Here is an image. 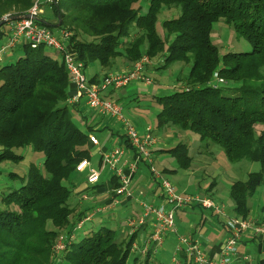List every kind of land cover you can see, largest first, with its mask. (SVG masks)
<instances>
[{
    "label": "trees",
    "instance_id": "16d2710c",
    "mask_svg": "<svg viewBox=\"0 0 264 264\" xmlns=\"http://www.w3.org/2000/svg\"><path fill=\"white\" fill-rule=\"evenodd\" d=\"M33 3L0 0V22L6 15L23 16ZM50 6L56 22L42 18L41 23L52 29L61 22L59 30L73 34L71 48L86 70L98 65L99 71L115 72L145 56L163 60L159 70L189 69L185 88L156 98L158 128L195 133L201 142L224 149L233 163L260 164V172L230 188V214L249 219L250 200L264 184V0H150L145 14L141 0H56ZM167 12L178 15L164 20L162 38L157 24ZM221 21L252 50L221 55L212 40ZM4 26L0 43L7 36ZM15 53L20 54L17 61L0 67V162L20 165L25 156L16 151L29 147L44 163H31L24 176L9 175L17 187L0 197V264H139L142 253L132 252L137 234L121 238L102 226L75 239L71 216L81 174L77 166L91 161L96 145L90 135L96 131L89 123L84 130L75 120L85 108L69 104L74 86L61 51L25 42ZM103 78L96 72L90 82L99 84ZM117 90H107L103 98ZM120 138L134 151L125 135ZM169 152L177 156L181 171L189 169L193 157L186 145ZM111 182L113 191L120 187L115 175ZM192 209L217 217L202 207ZM63 233L67 248L61 257L54 246ZM155 254L151 248L143 264H154ZM179 256L187 260L186 254Z\"/></svg>",
    "mask_w": 264,
    "mask_h": 264
},
{
    "label": "built area",
    "instance_id": "2783aa9c",
    "mask_svg": "<svg viewBox=\"0 0 264 264\" xmlns=\"http://www.w3.org/2000/svg\"><path fill=\"white\" fill-rule=\"evenodd\" d=\"M42 2L52 4L56 0H34L32 7L26 14L24 13L21 19L12 21L13 27L8 41L0 46V61L6 53L14 50L22 42L30 44L32 48L44 45L49 49L61 51L71 77V83L76 89L75 94L69 99V104L74 106L84 102L89 110L122 125L124 135L129 139L130 146L134 149L132 155L121 146H115L101 154V161L105 167H109L114 172L113 174L120 182V187L114 191L116 199L113 198V201L115 204H119L120 198H123L127 201H135L140 206L139 218L128 217L127 225L133 229L130 235L133 236L143 226L150 225L152 232L149 241L152 243V247H149L146 242L142 247L134 243L132 252L140 251L146 255L151 248L157 252L158 248L163 247L168 235L176 234L178 243L172 258L173 264H236L242 237L251 235L258 240H264V223H261L257 217L247 220L231 217L225 211L224 205L211 198L179 195L173 184L154 167L152 150L154 144H157V140L154 137L152 126H147L144 135H141L137 127L124 118L120 104L103 98V93L107 90L125 88L134 82L151 85L152 80L148 77V72L149 67L153 66L152 60L145 56L130 69L111 72L106 74L99 84H91L84 63L78 60L71 48L70 41L73 34L68 30L54 32L47 26L39 25L41 23L39 11ZM216 80L219 85L223 83L220 76L216 77ZM90 139L95 145H99L97 137L90 135ZM143 160L150 170L149 173L154 184L160 188L163 198L161 204L147 202L143 192L136 195V192L130 187L138 172L139 163ZM88 169L87 183L89 185L97 184L101 178V171L92 169L90 161H82L77 166V171L80 173H84ZM194 207H202L206 211L213 212L224 221L227 239L217 260L210 258L190 234H179L177 231L176 212L190 210ZM102 210L103 208H97L87 213L82 219L83 222L80 221L81 226H77V229H82L86 223L92 222ZM66 248L65 245L60 251H65ZM180 253L186 254V261L180 258Z\"/></svg>",
    "mask_w": 264,
    "mask_h": 264
},
{
    "label": "rangeland",
    "instance_id": "374dc122",
    "mask_svg": "<svg viewBox=\"0 0 264 264\" xmlns=\"http://www.w3.org/2000/svg\"><path fill=\"white\" fill-rule=\"evenodd\" d=\"M141 2L143 7L142 13L145 14L148 10L150 0H141ZM39 12L41 19L45 18L46 20H49L48 22L50 23H52V21L56 22V20L52 17L53 11L50 4L42 2ZM177 15L178 13L167 12L165 14V18L163 15L159 17L157 24V31L159 33L158 35H160L162 38H165L166 31L163 26L164 20L170 19L173 16L176 17ZM5 18H8L9 21L7 24H5L3 30H6L7 33H9L12 30V27L10 26L13 21L11 20L12 16L11 14L6 15L3 20ZM39 25L41 27L45 26L43 23H39ZM52 30L56 32L59 30V28L52 27ZM134 32L135 29L133 28V33ZM212 40L219 47L221 55H224L228 52H247L252 50V46L249 45L248 42H245L244 39H240L234 30L227 26L224 21H221L216 26L215 31L212 33ZM51 52L55 58H58L56 52ZM19 57L20 54L14 53V55L11 57L12 59H10L9 54H5L2 58V61H0V67L17 61ZM162 62L163 60L160 61V59H155L152 61L153 64H156L157 68L162 66ZM96 66L99 67L98 65ZM96 66H92L88 68V71H86L88 79H90L92 74L98 70ZM124 68L130 67L124 66ZM150 69L148 72V77L152 80L151 85H147L144 82H134L127 88H121L117 91H114L112 94L110 93L107 98L120 104L123 109L124 118L128 119L136 126L143 127L144 124L147 123L148 125L152 126V128L154 127L156 129V133L153 131L154 137L157 140V144H154L155 146H153L152 150L154 167H156V169L160 172L163 171L167 174L169 173V175L166 177L163 175V173L162 175L165 177V179L169 180L173 184L176 191L179 192H177L179 195H182V197L199 196L201 198H211L217 202L222 201L219 203L226 207L225 211L228 215H232L229 212L233 209V204L229 195L232 184L238 181H246L250 174L260 172V164L252 163L246 160L238 162L237 164L233 163L226 156L224 149L216 144L207 145L201 142L200 137L195 133L182 132L181 130L173 127H168L166 129L158 128L157 115L161 109L156 103V98L170 95L177 90L185 88L183 79L188 76L189 69H186L182 65H174L170 68L160 70L152 68V71H150ZM104 72L105 75L109 74V72ZM134 84H138V88L136 90H130ZM94 114L92 115H98L95 112ZM75 120L79 124L81 123L83 129L86 130V125L83 118L76 116ZM259 127L257 129H259ZM179 144L186 145L189 148L190 156L193 157V162L187 170L181 171L177 162V156L172 152H169V150L174 149ZM31 149L32 148L27 147L26 149H19L16 151L18 155L25 156V161L20 165H14L11 162H0V197H2L4 193H7L6 191H8L9 188L17 187V185L12 184L9 179V175L11 173L24 176L28 172L31 163L36 162L41 166L44 163L43 157H38ZM96 151L97 150L93 151L94 153L91 156V161L94 163H97L99 157ZM156 153L157 155L154 156ZM165 170H168V172ZM169 171H172V174ZM83 198L86 199L87 197L84 196ZM113 198L116 199V197ZM250 204L253 207L252 210L254 213L262 214L261 211L264 210V184L258 188L256 195H254V197L250 200ZM130 213H132V209L116 206L112 210L104 212L105 217L98 218L99 216H97L92 223H86L82 229H76L75 239L79 241L80 239L85 238L90 232L97 231L102 226H107L113 230H116L118 237L128 238V236L133 231V229L127 225L128 217H134L132 215H127ZM85 214L86 213L84 212L77 213V210H75L71 216V223L78 227L81 226V222H83L82 219L85 217ZM208 217L210 216L208 215ZM145 230L141 231L144 235V237H141V242L143 243L144 241V243L146 242L149 247H152V243L149 241V236L152 231H150V228ZM219 231L221 234L223 233L220 228ZM208 232L209 230H207V233ZM64 237L65 236L63 233L56 241L54 246L55 253L61 255V257L64 251L61 252L60 250H62L61 248L65 246L63 245ZM141 242L137 241V245L139 247L143 246ZM196 242L197 245L201 247L200 242L198 240H196ZM166 248L167 247L165 245L162 248H158L155 257L152 258V260L155 262L154 264H158L159 262L163 264H172L171 261L174 255V250L171 248H167L166 250ZM136 254L137 252H134V255ZM141 257L142 260L139 262V264L144 263L145 255Z\"/></svg>",
    "mask_w": 264,
    "mask_h": 264
},
{
    "label": "crops",
    "instance_id": "0c3cea01",
    "mask_svg": "<svg viewBox=\"0 0 264 264\" xmlns=\"http://www.w3.org/2000/svg\"><path fill=\"white\" fill-rule=\"evenodd\" d=\"M52 23L54 22L52 21ZM12 25L13 24H11L10 26L13 27ZM3 31L7 34V36L5 37L4 41L0 43V46L5 44L8 41V36L11 33V31L9 33H7L6 30H3ZM22 44L24 43L23 42L20 43L14 49L16 50ZM15 50H12L6 53V54H9L10 59H12L11 57L12 55H14ZM152 68L157 69L156 64H153V66L149 67L150 71H152ZM128 69L130 68H121V69H118L117 71H123V70H128ZM86 71H88V69ZM96 72H100L102 76L103 75L105 76L104 71L102 72V71L96 70L95 73ZM137 85L138 84H134L130 88V90H136L138 88ZM75 92H76V89L75 87H73L71 93L74 95ZM84 108H85L84 113L83 114L78 113L76 116L84 119V117L87 115L86 116L87 119L86 120L84 119L86 121L85 125L87 126V122H88L96 131V135L94 134L93 136L97 137L99 141V145L95 146L97 150L96 153L98 154L99 157H98L97 163L96 162L94 163L92 161L90 162H91L92 169L101 171V178L99 179V182L97 184L89 185L87 183V174L89 173V169L86 170L84 173H81L80 175H78V178H79L78 187L73 197V203H72L73 208L77 210V213L79 212L89 213L90 211H93L96 208H103L101 213L98 214L99 216L98 218H102V217H105L104 212L108 210H112L116 206H121L122 208L132 209V213L127 214V215L129 216L132 215L135 218H139L141 214V209H140V206L135 201H132V200L127 201V200H124L123 198H120L119 204H115V201H112V198L114 197V191L112 190L111 179L114 177V174H113L114 172L111 171L109 167H105V165H103L101 161V154L105 153L106 151L111 150L115 146H121L122 148L126 149L129 152V154L132 155V150L127 148L125 144V140L120 138V135H124L122 125L120 123L115 122L112 119H108L100 115L93 116L92 114H94V112L89 110L83 102L80 109H84ZM147 126H150V125L145 123L143 127H139V126H136V127L138 131L141 133V135H144V132ZM152 129L153 131L156 130L154 127ZM156 155L157 153L154 156ZM149 172L150 170L148 166L146 165V163L140 162L139 167H138V172L130 187L136 192V195H138V193L142 191L145 194V200L147 202H152L154 204L156 203V205H158L163 202L162 200L163 198L161 197L160 188H158L156 184H154L152 176ZM166 172H168V170ZM169 172L172 174V171H169ZM161 173H163L165 177L169 175V173L167 174L163 171ZM84 196H86L87 198L84 199L83 198ZM219 202H222V201H219ZM261 212L262 214L253 212L250 218L257 217L260 220L264 219V210H262ZM176 213H177L176 214V224H177L176 227H177L178 233L179 234H189L190 233V235L194 239L200 242L201 248L209 255L210 258L215 259V260L219 259L221 248L223 247V244L227 239L224 222L218 217H215L212 214H208L207 212L203 213L201 212V210H198V209L179 211ZM208 215L210 217H208ZM229 216L233 217L232 215H229ZM149 228H150V225L143 226V228H141L136 233L137 239L135 240V243H137V241L139 242L142 241L141 237L142 236L144 237V235H143V232L141 231L145 229H149ZM219 228L223 231L222 234L219 231ZM207 230H209L208 233H207ZM129 236L132 237L131 235ZM75 238H76V233H75ZM242 238L243 239L241 240L240 245H239V258L236 264H264V240H258L252 237L251 235H244ZM143 243L141 242V244ZM177 243H178L177 235L170 234L168 235L164 245L167 248H171L175 250Z\"/></svg>",
    "mask_w": 264,
    "mask_h": 264
},
{
    "label": "water",
    "instance_id": "95a60500",
    "mask_svg": "<svg viewBox=\"0 0 264 264\" xmlns=\"http://www.w3.org/2000/svg\"><path fill=\"white\" fill-rule=\"evenodd\" d=\"M21 18H22V16H16V17H12L11 20L16 21V20H19V19H21ZM8 21H9L8 18H5L4 20H2V21L0 22V28H1V26L5 25ZM40 21H41V20H40ZM60 24H61V22H59V23L57 24L56 28H59V27L61 26Z\"/></svg>",
    "mask_w": 264,
    "mask_h": 264
}]
</instances>
